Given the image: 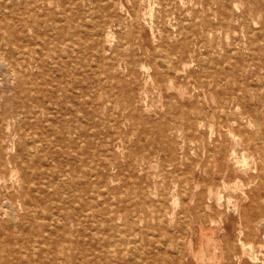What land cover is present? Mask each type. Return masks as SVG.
I'll use <instances>...</instances> for the list:
<instances>
[{"label": "rangeland", "instance_id": "obj_1", "mask_svg": "<svg viewBox=\"0 0 264 264\" xmlns=\"http://www.w3.org/2000/svg\"><path fill=\"white\" fill-rule=\"evenodd\" d=\"M263 142L264 0H0V264H264Z\"/></svg>", "mask_w": 264, "mask_h": 264}, {"label": "bare ground", "instance_id": "obj_2", "mask_svg": "<svg viewBox=\"0 0 264 264\" xmlns=\"http://www.w3.org/2000/svg\"><path fill=\"white\" fill-rule=\"evenodd\" d=\"M111 1V0H110ZM142 1V0H141ZM2 2V1H1ZM10 2V1H9ZM8 2V3H9ZM137 2H138V0H137ZM104 3H105V1H104ZM110 3V2H109ZM112 3V2H111ZM95 4H96V2H95ZM138 4H141L140 2L138 3ZM137 4V5H138ZM11 5V4H10ZM19 5V4H18ZM17 5V6H18ZM98 5V4H97ZM73 7V6H72ZM136 7V6H135ZM116 8V7H115ZM131 9H133L132 7H131ZM5 10V9H4ZM97 10H98V8H97ZM136 10V9H135ZM92 13H93V11H91ZM90 12V13H91ZM136 13H137V10H136ZM135 13V14H136ZM134 14V15H135ZM136 17H137V14H136ZM140 18V17H139ZM201 18V17H200ZM201 19H199V21H200ZM90 21V20H89ZM131 28V27H130ZM92 31V30H91ZM224 32V31H223ZM207 33V32H206ZM89 37V36H88ZM186 37V36H185ZM80 40H82V39H80ZM138 40V39H137ZM79 42H81V41H79ZM176 42V41H175ZM84 44V43H83ZM125 45V44H124ZM165 46V45H164ZM166 47H168V46H166ZM75 48V47H74ZM85 48V47H84ZM158 49V48H157ZM74 50V49H73ZM159 50V49H158ZM52 51H54V50H52ZM51 51V52H52ZM71 51V50H70ZM69 51V52H70ZM164 51V50H163ZM22 52V51H21ZM75 52V51H74ZM158 52V51H157ZM160 52V51H159ZM158 52V53H159ZM85 53V52H84ZM157 53V54H158ZM74 54V53H73ZM233 54H235V53H233ZM97 55H98V53H97ZM160 56V55H159ZM224 56V55H223ZM53 57V56H52ZM166 57V56H165ZM165 57H163V58H165ZM225 57V56H224ZM165 60V59H164ZM169 61V60H168ZM164 62V61H163ZM167 63V62H166ZM225 63V62H224ZM5 64V63H4ZM72 65V64H71ZM167 66H168V64H167ZM171 66V65H170ZM75 67V66H74ZM89 67V66H88ZM168 69V68H167ZM177 72V71H176ZM181 74V73H180ZM173 75H175V74H173ZM180 76V75H179ZM8 77V76H7ZM182 77V76H181ZM223 82V81H222ZM95 83V82H94ZM188 85V84H187ZM69 87V86H68ZM93 90V89H92ZM94 91V90H93ZM221 109V108H220ZM212 110V109H211ZM256 111H258V110H256ZM212 112V111H211ZM221 112V111H220ZM26 114V113H25ZM199 114V113H198ZM225 114V113H224ZM16 115V114H15ZM14 115V116H15ZM22 116V115H21ZM225 116H227V115H225ZM16 117H18L17 115H16ZM33 117V116H32ZM208 117V116H207ZM50 118V117H49ZM199 118V117H198ZM258 118V117H257ZM200 119V118H199ZM33 120V119H32ZM256 120V119H255ZM258 120V119H257ZM34 121V120H33ZM188 121V120H187ZM259 121V120H258ZM257 121V122H258ZM32 122V121H31ZM197 122V121H196ZM21 124V123H20ZM219 124V123H218ZM52 126V125H51ZM66 126V125H65ZM258 126H260L259 124H258ZM260 128V127H259ZM259 130H261V129H259ZM29 131V130H28ZM78 132V131H77ZM19 133V132H18ZM39 133V132H38ZM26 137V136H25ZM52 139H54V138H52ZM24 140H25V138H24ZM263 140V139H262ZM257 141V140H256ZM264 143V142H263ZM39 144V143H38ZM28 147V146H27ZM59 150H61V149H59ZM29 152H30V150H28ZM28 153V152H27ZM34 154V153H33ZM28 155V154H27ZM43 155V154H42ZM19 156V155H18ZM29 157V156H28ZM30 158V157H29ZM54 163V162H53ZM52 163V164H53ZM55 165V164H54ZM53 165V166H54ZM27 167H28V165H26ZM25 167V166H24ZM26 167V168H27ZM45 170V169H44ZM44 172V171H43ZM47 172H50V171H47ZM49 174V173H48ZM49 175H51V174H49ZM4 176V175H3ZM49 178H51V176L49 177ZM34 179V178H33ZM95 180V179H94ZM97 186V185H96ZM94 188H95V186H94ZM50 189V188H49ZM97 189V188H96ZM52 191V190H51ZM98 194V193H97ZM25 199V198H24ZM31 201V200H30ZM49 201H47V203H48ZM70 202V201H69ZM46 204V203H45ZM16 206V205H15ZM32 206V205H31ZM49 206V205H48ZM60 206V205H59ZM41 209H43V208H41ZM33 210V209H32ZM97 210V209H96ZM37 211H39L38 209H37ZM90 211V210H89ZM34 212V211H33ZM87 212V211H86ZM162 212H163V210H162ZM41 213V212H40ZM44 213V212H43ZM113 213V212H112ZM86 214V213H85ZM46 215V214H45ZM52 215H53V213H52ZM51 215V216H52ZM32 216H33V214H32ZM36 216H38V214L36 215ZM29 217H31V216H29ZM28 217V218H29ZM56 217V216H55ZM86 217V216H85ZM67 218H69V217H67ZM67 218H65L66 220H67ZM54 219V218H53ZM84 219V218H83ZM87 219V218H86ZM17 220V219H16ZM51 220V219H50ZM65 220V222H62L63 224H62V226L63 227H66L67 226V221ZM132 220V219H131ZM45 222V221H44ZM58 222V221H57ZM86 222V221H85ZM40 223H42V222H40ZM53 223H56V222H54L53 221ZM103 223V222H102ZM184 223V222H183ZM127 224H129V223H127ZM112 225V224H111ZM137 225V224H136ZM54 226V225H53ZM129 226V225H128ZM14 227V226H13ZM33 227V226H32ZM60 227V226H59ZM100 228V227H99ZM50 229V228H49ZM128 229V228H127ZM136 229V228H135ZM20 230V229H19ZM40 230V229H39ZM56 230V229H55ZM134 231V230H133ZM26 232V231H25ZM145 232V231H144ZM87 234V233H86ZM161 234V233H160ZM124 236V235H123ZM162 236V235H161ZM160 236V237H161ZM100 237V236H99ZM126 237V236H125ZM135 237V236H134ZM134 237H133V239H134ZM149 237V236H148ZM118 238V237H117ZM120 238H121V236H120ZM124 238V237H123ZM137 238V237H136ZM152 239H153V237H151ZM41 239V238H40ZM119 239V238H118ZM125 239V238H124ZM129 238H127V240H128ZM130 239H131V237H130ZM100 240H102V239H100ZM110 240V239H109ZM108 240V241H109ZM120 241L122 240V239H119ZM154 240V239H153ZM24 241V240H23ZM86 241H87V239H86ZM89 241V240H88ZM135 241V240H134ZM171 241V242H170ZM176 242V239H171L170 238V240H169V243L171 244V243H173V242ZM111 241H109V243H110ZM113 242H114V240H113ZM154 242V241H153ZM103 243H104V241H103ZM123 243H126L127 244V242H123ZM166 243V242H165ZM33 244V243H32ZM39 244V243H38ZM117 244V243H116ZM121 244H122V242H121ZM34 245V244H33ZM134 245V244H133ZM169 245V244H168ZM17 246V245H16ZM31 246L32 245H29L28 247V250H30L31 249ZM38 246V245H37ZM36 246V247H37ZM119 246V245H118ZM117 246V247H118ZM121 246V245H120ZM124 246V245H123ZM122 246V247H123ZM126 246V245H125ZM32 247H34V246H32ZM45 247V246H44ZM122 247H120V248H122ZM163 247V246H162ZM35 248V247H34ZM47 248V247H46ZM109 248H110V246H109ZM125 248V247H124ZM127 248V247H126ZM131 248V247H130ZM129 247H128V249H130ZM33 249V248H32ZM34 250V249H33ZM32 250V251H33ZM46 250H48V249H46ZM110 250V249H109ZM112 250V249H111ZM108 251V250H107ZM126 251V250H125ZM4 252V251H3ZM2 252V253H3ZM29 253V252H28ZM44 254V253H43ZM140 254V253H139ZM98 255V254H97ZM91 256V255H90ZM82 259V258H81ZM126 259V258H125ZM60 260H62L61 259V257H60V255H54V256H52V257H49V256H45V257H43V256H37V255H33V254H31L29 257H28V260H27V262L25 263V264H59L60 262ZM141 262V261H140ZM101 264H103L102 262H100ZM84 264V263H83Z\"/></svg>", "mask_w": 264, "mask_h": 264}]
</instances>
